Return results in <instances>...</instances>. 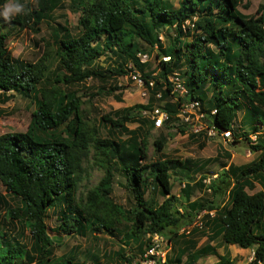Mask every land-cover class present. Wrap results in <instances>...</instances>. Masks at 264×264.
Here are the masks:
<instances>
[{
    "label": "trees",
    "instance_id": "1",
    "mask_svg": "<svg viewBox=\"0 0 264 264\" xmlns=\"http://www.w3.org/2000/svg\"><path fill=\"white\" fill-rule=\"evenodd\" d=\"M19 1L22 13L11 21L0 16V103L9 99L7 92H13L28 99L32 110L23 132L0 134V188L15 203L0 195L4 209L0 264H75L73 255L53 254L54 242L45 223L49 209L58 217L63 234L85 237L103 231L123 246L133 243L139 259L153 260L152 264L160 261L145 254L154 234L178 248L161 264H193L211 250L206 243L190 251L195 242L184 235L205 233L192 226L195 216L204 211L200 228L212 233L206 239L219 237L225 244L250 248L252 257L246 264H264V4L257 5L254 14L245 15L237 9L240 0H177L176 6L169 0H69L77 13L76 30L72 32L65 24L50 25L48 39H40V54L30 62L10 55L6 37L14 28L37 32L39 23L50 21L60 0H36L33 5ZM3 2L0 0V5ZM162 26L171 27L174 33L163 47L157 37ZM152 50L157 59L154 74L144 70L146 61L139 62L136 56L149 55ZM105 52L113 56L115 67L94 64ZM127 65L139 72L149 93L147 101L102 115L107 134L99 137L96 129L83 121L81 100L71 87L88 78L107 81L124 75ZM173 72L182 80L185 93L181 96L171 90L168 76ZM102 89L100 93L111 94L118 87ZM157 93L159 97H155ZM113 98L120 101L119 93ZM191 100L198 101L205 125L204 130L189 131L188 138L204 137L209 128L229 129L232 141L237 142L233 125L242 108L238 129L247 130L239 132L240 139L255 156L244 164H221L220 172L207 184L202 177L194 184L183 182L179 195H174L170 174L184 170L188 176L191 168L202 169L206 160L198 165L187 159L147 162V132H142V127H154L151 119L140 114L151 109L153 101L162 102L159 107L168 113L163 126L185 134L190 127L175 114L182 103ZM127 123L136 126L129 129ZM163 141L160 134L153 140L155 152H160ZM224 156L229 155L225 152ZM88 158L103 174L76 200L82 163ZM114 172L123 180L122 187L132 200L129 205H118L110 197ZM254 184L259 190L247 193L245 188L252 189ZM193 186L205 187L210 197L190 199ZM148 188L162 197L160 203L145 199ZM13 221L28 230V245L7 229ZM183 226L191 229L179 232ZM87 256L90 264H103L94 254ZM215 264L229 261L218 255Z\"/></svg>",
    "mask_w": 264,
    "mask_h": 264
},
{
    "label": "rangeland",
    "instance_id": "2",
    "mask_svg": "<svg viewBox=\"0 0 264 264\" xmlns=\"http://www.w3.org/2000/svg\"><path fill=\"white\" fill-rule=\"evenodd\" d=\"M169 1L173 4V6H176L177 0ZM14 2H18L22 5V2L19 0H14ZM23 2L33 5L36 0H23ZM8 3L9 0H4L3 4L0 5L1 17H3L2 13L4 7ZM260 4H264V0H240L237 9L245 15H250L254 14L257 5ZM51 17L50 21H45L46 23L42 21L38 24L37 32L28 28L12 29L5 40L10 55L17 59L30 62L34 61L42 49L43 41L40 39H48L51 26L55 27L57 24H65L72 32L76 30L75 25L77 13L70 7L69 0H60V7L51 13ZM173 34L174 33L171 27L168 26H162L157 30V37L162 47L169 42L170 37H172ZM185 40H188V38H185ZM140 46L144 47L142 44H140ZM146 48L147 47H144L143 49L146 50ZM154 52L155 50L150 52L144 70L156 71L157 59L154 58ZM112 59L113 56H109V53L105 52L94 60V64L102 68L108 67L111 69L116 65V62ZM126 69L129 71L132 68H129V65H127ZM109 85L118 87V89L114 90L111 94L100 93V91L104 90L102 87L108 89ZM221 87H224V84H222ZM71 89L81 100L79 108L83 121L87 124V126L94 127L99 137H105L107 134V125L101 123L100 121V117L102 115H105L106 113H109L110 115L114 110L121 109L134 103L144 104L146 103L149 95L146 88L139 87L133 82V80L129 77V72L124 75L110 78L107 81H99L94 78H88L82 83L73 85ZM222 90L225 91L226 89L222 88ZM116 93H119L120 101L113 98V95ZM7 94H10L9 99L4 103H0V134L5 132H23L27 126L32 106L28 99H22L16 93L7 92ZM161 104L162 102L157 103L156 101H153V105L155 107ZM140 115L149 116L143 114L142 111ZM241 115L242 108L235 114L233 125V128L237 130V134L235 131L234 133L237 138H239L237 139V142H233V139H229L225 142L220 139L208 140L202 136L190 139L187 137L189 130H187L185 134H178L175 127L166 129L164 126H161L159 128H149V130H146V125H144L142 127V132H147L145 137L146 161L153 162L159 158L175 159L180 161L187 159L191 161L192 164L198 165L201 164L203 160H206L202 169L196 171L198 168L195 170H192L191 168V171L187 174L188 176H185L182 173L185 172L184 170H181L182 172H179L178 174L171 173V193L179 195V189L182 187L183 182L194 184L199 180V177H202L203 183L207 184L210 179L214 178L215 175L220 172L221 164H244L251 161L255 156L254 153L249 152L247 149L246 141L242 137L240 139L239 132H241L242 129L247 130V127H241V129H238V121ZM135 126V123L126 124V127L129 129L135 128ZM114 134L119 136L116 132H114ZM159 134L163 136L164 141L160 152L157 153L154 151L152 142ZM120 137L123 138L124 135ZM249 138L253 139V135L250 134ZM225 152L228 153V158L224 156ZM207 159H209V161H207ZM82 166L83 170L81 180L79 181L75 192L76 200L82 199L87 190L96 185L103 174L102 169L95 166L89 158L83 161ZM122 183V178L114 172L110 197L114 203L125 206L131 204L132 200L122 187ZM257 190H259V186L257 184H254L252 189L245 188L247 193H253ZM4 193L3 189L0 188V195L3 196L4 201L15 204L11 197ZM144 197L146 200H150L151 203L156 204L160 203L162 200V197L157 194L155 190H150L149 188L146 190ZM203 197H210L209 193L205 190V187L193 186L190 193V199H199ZM224 200L225 197L222 198V201ZM3 210L4 209L0 206V217ZM45 223L47 227L46 231L54 242L53 254L56 257H59L61 254L73 255V262L75 264H90L91 258L88 257L87 254H94L98 261L103 264H152L151 260L139 259V253L133 243H130L128 246H123L116 238L110 237L103 231L94 232L92 234L89 233L86 234L85 237H81L76 234H63L59 230L58 217H55L54 212L51 209L46 212ZM7 226V229L11 234L15 232L18 234V238L21 242L25 245L29 244V232L19 221H13L12 225ZM197 230H199L198 232L205 231L203 228H197ZM184 235L194 239L195 244H197L201 237L197 234L191 235V233ZM141 238H146V235ZM228 247L229 248L223 250L222 253L225 254V258H231L229 259L230 261H232V256L235 255V249H243L234 244ZM175 248H177V246H174L173 242L169 243L164 238V243L161 244V249L166 254L165 257L167 255H171V251ZM249 249L250 248H246V252H248ZM120 255L123 257L121 258ZM241 256L243 257V255ZM209 257L213 261L216 260L213 255ZM125 258H132V261L130 263H126L124 262ZM238 258L239 257H237V259ZM237 259H235L234 262H236ZM206 261L207 260L202 259L198 264H208Z\"/></svg>",
    "mask_w": 264,
    "mask_h": 264
},
{
    "label": "built area",
    "instance_id": "3",
    "mask_svg": "<svg viewBox=\"0 0 264 264\" xmlns=\"http://www.w3.org/2000/svg\"><path fill=\"white\" fill-rule=\"evenodd\" d=\"M186 24L191 27V23L186 22ZM140 54L138 53L137 56ZM140 60H145L147 57L146 55H140ZM164 59H167L165 57ZM130 78L134 81V83L137 86H142L143 81L140 77V75L137 72H131ZM168 81L171 83V90L174 93H177L179 95H182L185 93V89L182 85V80L179 78L178 74L172 73L171 76L168 77ZM151 81H148V84L151 85ZM158 96V94H156ZM198 101L191 100L186 103H182L179 106L178 112H176L175 117L178 118L179 121L182 123L188 124L190 127L191 132H198L200 130H204V122H203V114L198 113ZM214 110H212L213 112ZM150 118L153 120L154 126L158 127L162 124V121L166 118L167 114L163 111H161L159 108H153L150 112ZM206 135L208 137H220L223 140H227L231 137L230 130H224V131H216L213 128L206 129ZM204 214V211H201L198 213L194 221L192 222L193 227L200 228L202 225V215ZM209 215H212V212H208ZM190 229V226H183L179 229V232L185 231L188 232ZM151 245L146 250L145 254L154 255L157 259H159V263H162L165 257L164 251L161 249V244L164 243V238L161 235L154 234L150 238ZM153 263V260H151Z\"/></svg>",
    "mask_w": 264,
    "mask_h": 264
},
{
    "label": "crops",
    "instance_id": "4",
    "mask_svg": "<svg viewBox=\"0 0 264 264\" xmlns=\"http://www.w3.org/2000/svg\"><path fill=\"white\" fill-rule=\"evenodd\" d=\"M226 164H228V163H226ZM196 232H198V231H196ZM201 232H202V231H201ZM204 232H205L204 234H201V233H194V234H197L198 236H201V237H200V240L197 242V244L194 243V248H192L190 251H193L196 247H199V246L205 245L206 243H207L208 245H210L211 250L208 251L207 254L198 257V258L194 261L193 264H198L202 259L207 260L206 262H207L208 264H215V262L218 260V255H220V256H222V257L225 258V254H223L222 251L225 250V249H227V248H229L228 246L233 245V244H225V243H223V242L219 239V237H216V238H214V239H211V238H210L211 240H210V239H206V236H207V235L212 236V233H211L210 230H205ZM194 234H193V235H194ZM187 238H189V237H187ZM190 239H192V238H190ZM192 240L195 242L194 239H192ZM209 240H210V241H209ZM177 251H178V248H175L173 251H171V255H172V254L174 255ZM234 251H235V252H234L235 255L232 256V261L229 260V259H231V258H225V259H228L229 264H246V263L251 259V257H252V249H249L248 252H246V251H247L246 248H245V249H235ZM211 255H213V256L216 258V260H214V261L211 260V258L209 257V256H211ZM241 255H243V257H242ZM237 257H239V258L237 259ZM183 258L185 259V255H183V256L181 257V261H183ZM209 259H210V260H209ZM235 259H237L236 262H234ZM230 262H231V263H230ZM181 264H182V263H181Z\"/></svg>",
    "mask_w": 264,
    "mask_h": 264
},
{
    "label": "clouds",
    "instance_id": "5",
    "mask_svg": "<svg viewBox=\"0 0 264 264\" xmlns=\"http://www.w3.org/2000/svg\"><path fill=\"white\" fill-rule=\"evenodd\" d=\"M23 10H24V7H23V5H21V4H19L18 2H14V0H9V3L4 7V10H3V13H2V15H3V17H4V19L6 20V21H11V19L13 18V16L15 15V14H19V13H22L23 12ZM192 19H194V17L192 18ZM186 22H188V21H185L184 22V24H186ZM188 23H190V22H188ZM138 54V53H137ZM140 55H146V57L148 58V56L149 55H147V54H142V53H139ZM139 55V56H140ZM137 56V55H136ZM139 56H137L138 57V59H139V62H147V58L145 59V60H140V57ZM165 57H162V59L163 60H166V59H164ZM168 58V57H167ZM137 72L138 74H139V72L138 71H136L134 68H132L131 70H129L128 72H129V77H130V74H131V72ZM173 73H176V72H173ZM153 74H154V71H153ZM176 74H178V73H176ZM140 75V74H139ZM172 74H170L169 76H171ZM168 76V77H169ZM179 76V75H178ZM141 77V76H140ZM142 79V78H141ZM143 81V80H142ZM148 81H150V80H148ZM134 82V81H133ZM148 83V82H147ZM183 85V84H182ZM148 86H151V85H149L148 84ZM139 87H144V88H146L147 89V87L145 86V84H144V82H143V85L142 86H139ZM142 94H144V93H142ZM158 94V96H156V94H155V97H159V93H157ZM176 95H179V94H177V93H175ZM184 94V93H183ZM182 94V95H183ZM179 96H181V95H179ZM160 106V105H159ZM159 106H157V108H159L161 111H163V112H165L166 114H167V116H166V118L162 121V124L160 125V126H158V127H156V126H154V123H153V127L154 128H159V127H161V126H163V122L164 121H166V119H168V113L164 110V109H162V108H160ZM153 108H156L154 105H153V107H151V109H149V110H142V112H143V114H146V115H149V116H145V117H148L149 119H151L150 118V114H149V112L153 109ZM152 120V119H151ZM152 122H153V120H152ZM181 122V121H180ZM229 130V129H228ZM190 131V130H189ZM230 133H231V130H230ZM253 135V134H252ZM205 138H207L208 140H213V139H220L221 141H227V140H229V139H232V136L229 138V139H227V140H223V139H221L220 137H218V136H216V137H208L207 135H206V133H205V136H204ZM253 138H254V135H253ZM213 214V213H212ZM211 216V215H210ZM190 230V229H189ZM165 258V257H164Z\"/></svg>",
    "mask_w": 264,
    "mask_h": 264
}]
</instances>
